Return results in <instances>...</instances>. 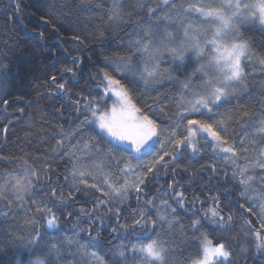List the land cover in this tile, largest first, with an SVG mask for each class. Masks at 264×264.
<instances>
[{"label":"snow or ice","instance_id":"6c2138e0","mask_svg":"<svg viewBox=\"0 0 264 264\" xmlns=\"http://www.w3.org/2000/svg\"><path fill=\"white\" fill-rule=\"evenodd\" d=\"M79 4L81 11H91L100 8L102 0H79ZM20 8V0H16L15 9ZM40 19L51 24L53 31H60L47 17ZM100 19H106L107 27L98 30L94 40L103 43L109 30L126 25L132 27L130 38L122 51L103 59L93 77L95 89L73 103L83 119L67 136L54 138L51 151L56 160L66 162L64 181L69 184V199L74 193L89 190L98 194L91 212L82 208L81 214L91 219L92 213H97L101 231L92 235L89 229L87 244L50 236L48 230L59 226L51 205L62 204L64 193L51 186L48 172L52 165L47 156L0 157L6 163L19 161L23 165L0 172V201L9 207L14 204L16 214L26 204L35 206L36 214L34 219L25 220L29 226L25 231L17 223H7L10 215L15 220V214L4 213L0 264H232L231 249L203 231L212 225L222 231L232 226V211L225 215L219 193L209 196L215 203L200 218H190V233L185 232L177 210L164 198L169 193L161 195L159 204L148 198V185L159 178L161 170L167 173L172 169L175 174L185 150L190 149L189 155L195 158L204 148H210L212 156L224 165L222 169L210 165V180L219 171L227 182L228 169H232L233 187L240 196L235 207L244 221L242 231L253 238L256 255L264 257V102L258 116L243 105L251 94L245 92L249 77H264V39L257 42L246 35L254 32L264 38V0H112ZM39 35L43 37V32ZM70 39L78 47L88 41L87 36L75 32ZM80 62V57L73 58V63ZM24 75L13 70L11 61H0V95H11L16 79L23 81ZM49 79L58 93L67 91L55 75ZM169 85L179 86L174 106L166 103L172 94ZM92 91L97 94L91 95ZM40 99L38 96L37 102ZM0 103L9 106L7 98ZM228 105L232 107L225 114L221 109ZM26 106L31 107V101ZM23 113V107L14 112L18 118ZM57 113L63 115L62 108ZM236 124L239 131L230 133ZM85 127L94 135L85 137ZM42 181H48L44 188L51 194L50 203L35 197L36 185ZM174 184L168 185L170 198L186 207L184 192H177ZM142 197L144 207L133 208L129 213L132 222L125 219L121 224L122 210L126 211L121 206L130 199L139 205ZM100 209L116 217L112 233L125 231L126 235L117 239L135 241L115 246L107 260L99 254L104 250L100 246H114L102 235ZM42 220L47 225L44 231L36 227ZM77 221L79 224V216ZM158 225L164 236L179 228L185 239L189 235L195 238L194 252L185 255L187 248L176 244L175 237L171 243L163 238L156 231Z\"/></svg>","mask_w":264,"mask_h":264},{"label":"trees","instance_id":"16d2710c","mask_svg":"<svg viewBox=\"0 0 264 264\" xmlns=\"http://www.w3.org/2000/svg\"><path fill=\"white\" fill-rule=\"evenodd\" d=\"M15 2L16 0H0V61L4 63L11 61L14 71H20L21 75L27 74L24 75L23 81L19 78L16 79L11 95H0V100L4 98L9 100L7 107L0 103V157L29 159L30 156L46 155L48 162L52 165L51 171L48 172L52 182L51 186L64 193L62 204L56 202L51 205L59 218V226L57 229L48 230V234L61 238H75L81 244H87L88 230L91 229L92 235H96V232L101 229L99 220L96 219L97 213H92L91 219H87L81 214V209L91 212L93 200L98 194H93V191L89 190L86 194L74 193V198L69 199V184L64 181L66 162L56 160L51 149L55 144L54 138L67 136L79 124V120L83 119L82 114L74 111V101L78 96H88L90 90L95 89L93 77L96 76L99 65L105 57H113L122 51V46L130 38L132 27L126 25L112 28L107 32L106 41L103 43L93 39L98 30L107 27L106 19L102 22L100 17L107 13L112 0H102L101 7L91 11H81L79 0H20L21 8L19 10L15 9ZM41 16L47 17L53 24H56L60 31L55 32L52 30L51 24H44L40 19ZM41 32H43V37L39 35ZM73 32L87 36V43L78 47L70 39ZM246 35L255 37L257 42L264 39L254 32L246 33ZM23 50L27 51L21 55ZM257 54L259 55V51ZM74 57H80L81 62L73 63ZM69 68L72 69L71 72L67 71ZM52 75L57 77L58 82L65 83L67 91L63 94L57 92L56 85L49 79ZM178 88V85L168 86V90L172 94L166 103L170 106H174L175 98L179 95ZM245 92L251 94L243 100V105L252 109L258 116L262 102H264V77L250 76ZM96 94L95 91L91 92V95ZM38 96L42 97L39 102H37ZM29 101H31V107L26 106ZM21 107L24 108V113L22 117L18 118L14 112ZM231 107L228 105L221 111L226 114L231 110ZM61 108L63 115L57 113V109ZM239 129V124L233 125L230 133L238 132ZM82 132L85 137L90 134L94 135L88 127L83 128ZM189 152L190 149L185 150L183 159L178 161L179 167L175 174L172 169H169L167 173L161 170L158 174L159 178L148 185V198H155L156 203L159 204L161 195L165 192L169 193V196L164 198L168 199L171 206L177 210L176 215L185 226V232L190 233L191 219L200 218L205 210L212 207L215 202L209 199V196L219 193L220 206L224 208L225 215L229 209L232 211V226L228 231H222L215 229V226L212 225L203 231H207L209 238L214 242H224L231 249L233 255L229 259L232 264H261L264 257L256 255L253 238L250 234L245 235L242 231L241 226L244 221L235 207V201L239 200L240 196L233 187L236 180L232 178V169H228L227 182L219 171L216 178L210 180L209 177L212 176L210 165L217 164L218 169H222L224 165L212 156L210 148H204L195 158L189 155ZM135 164L136 161H133L134 166ZM20 167L23 165L19 161L9 164L0 160V172ZM173 181H175L176 191L184 192L187 198L186 207H181L175 199L170 198L171 188L168 185L173 184ZM46 183L48 181H42L36 185L35 197L38 201L50 203L51 194L47 188H44ZM8 191L10 193L11 189L9 188ZM228 200H232L233 203L226 204ZM143 201V197L139 205L134 199L125 201L121 207L126 211L122 210L120 223L123 224L127 219L130 224L133 218L129 216V213L133 208H143ZM34 208L35 206L26 204L16 214L17 209L14 204L9 207L6 201H0V223L3 222L4 213L10 212L15 214V220L10 215L7 223H17L27 231L29 226L25 224V220L35 218ZM193 212L199 215L194 217ZM154 213L155 209L150 214L154 215ZM99 216L104 222L102 235L105 239L111 240L114 247L107 248L101 245L103 251L91 248L89 251L97 250L107 260L111 258L115 246L135 241L116 238L123 237L126 233L124 230H119L116 233L111 232L112 227L116 225V217L107 214L106 209H100ZM92 220H95L96 223L93 224ZM7 223L4 224L5 227H7ZM202 223H207V221L202 220ZM36 227L44 231L47 225L42 220ZM164 229H167V225L164 226ZM156 231L161 233L163 238L169 239L170 243L175 237L176 244L182 243L187 248L185 255L194 252L195 238L189 235L185 239L179 228L174 229L167 236H164L159 225Z\"/></svg>","mask_w":264,"mask_h":264}]
</instances>
